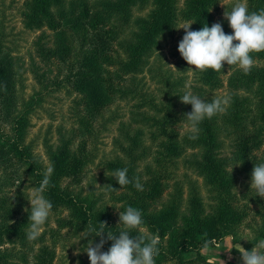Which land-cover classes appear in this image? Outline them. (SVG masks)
Segmentation results:
<instances>
[{"label":"trees","instance_id":"obj_1","mask_svg":"<svg viewBox=\"0 0 264 264\" xmlns=\"http://www.w3.org/2000/svg\"><path fill=\"white\" fill-rule=\"evenodd\" d=\"M177 2L37 0L27 13V26L46 25L56 36L54 43H48L44 33L35 40L41 59L55 68L52 83L67 85L80 93L81 104L75 125L61 138V156L54 159L44 191L58 215V224L51 229V241L37 249L35 241L27 240L29 213L22 212L20 196L13 199L10 194L27 177L39 186L45 178L37 157L24 142L28 113L34 101L24 94L18 69L0 30V264H54L61 228L76 221L86 230L89 225L98 229L100 222H107L105 236L107 231L118 235L122 226L117 225L116 209L125 211L128 206L141 210V230L160 238L156 264H235L230 260L212 263L200 249L251 218L260 220L257 231L264 237V198L254 196L250 188L234 191L228 183L229 167L251 173L260 161L264 131L255 123L243 126L254 113H264V51L252 53L255 65L248 75L226 63L219 73L211 69L197 71L200 83L209 91L223 87L226 82L231 97L225 112L199 124L197 139H189L192 133L186 113L191 111V105L163 103L159 114L151 116L150 135L155 148L151 162L144 166L146 172L138 173L133 161L126 162L115 155L109 161L108 200L81 196L65 183L80 181L87 175L94 121L115 101L127 76L159 45L162 35L174 30L180 18L194 21L191 30L206 25L210 10L216 8L219 0H185L181 8ZM246 2L250 13L264 9V0ZM135 4L151 6L144 17L136 20L138 29L125 47L126 55H121V24L131 16ZM212 99L210 95L205 100ZM222 124L241 126L242 132L231 154L218 157L216 129ZM188 149L192 155H198L194 157L193 172L207 177L214 185L212 202L208 204L202 200L197 178H191L187 171L179 173L177 158ZM153 165L155 168L151 169ZM125 167L133 183L121 187L112 176ZM134 178H139L142 191L135 188ZM185 179L189 182L186 197L182 185ZM137 234V230L131 232L132 236ZM87 239L95 244L100 237ZM111 243L107 241L102 251H107ZM80 264H90L89 258Z\"/></svg>","mask_w":264,"mask_h":264},{"label":"rangeland","instance_id":"obj_2","mask_svg":"<svg viewBox=\"0 0 264 264\" xmlns=\"http://www.w3.org/2000/svg\"><path fill=\"white\" fill-rule=\"evenodd\" d=\"M36 2L37 0H0V30L2 41L15 61L24 94L26 98L34 101L28 113L24 142L32 149L45 174L49 169L52 170L54 159L61 156V138L75 125V115L79 112L81 104L80 93L67 85L52 83L55 68L43 61L38 54L35 44L37 36L44 33L48 43H54L56 36L46 25L30 27L25 24L27 13ZM237 2H244L247 5L246 0H219L216 8L211 10L207 25L211 27L213 23L220 22L226 34L232 33L233 30L223 13L230 11ZM177 3L181 8L185 5V0H178ZM150 6V4L133 5L131 16L121 24V55H126L125 47L138 29L136 20L144 17ZM177 22L174 30L162 35L159 45L143 57L139 68L127 76L115 101L94 121L89 138L91 141L89 171L80 181H65L73 192L85 197L93 196L108 200L109 192L106 185L107 175L111 173L109 161L115 155H120L126 162L133 161L136 171L145 173L144 166L151 162L152 151L155 148V142L150 135L151 116L159 114L158 109L163 103L172 101L180 104L182 103L180 96L185 93L197 95L204 100L210 95L214 98L228 95L229 87L226 82L223 87L209 91L200 83L197 71L189 68L187 62L183 60L178 51V44L185 32L179 27L192 21L180 18ZM252 123L259 124L264 131V113L263 115L254 113L243 127ZM185 124L186 122L183 123ZM241 132V126L222 124L217 127L218 157L231 154L235 148L234 142L241 136ZM196 156L198 155H192L190 149L182 153V156L177 158L179 173L187 171L191 178H197L202 200L204 204H208L212 202L214 185L207 177L193 172V161ZM259 157V164L264 163V146L259 152ZM154 168L153 165L151 169ZM228 170V175L231 176V181L228 183L232 190L240 192L250 188L251 173L239 172L231 167ZM188 184L186 179L182 182L185 187L184 197L187 194ZM39 187L27 177L19 187L10 191L13 199L20 196L23 213H27L25 208L30 211L28 198ZM43 196L50 201L45 192ZM116 210L115 214L119 213L120 209ZM65 212L64 215H67ZM57 217L56 211L51 209L46 223L42 226V235L35 240L34 249L51 241V229L57 227ZM29 226L30 221L26 226L27 230ZM259 226L258 218L244 221L232 233L214 239L212 244L202 247L200 252L212 263L230 260L235 264H242L241 254L238 251L240 246L251 250L254 245L264 241V237L257 231ZM60 231L56 242L54 264H77V262L80 264L82 260L88 261V255L84 251L88 239L81 238V233L87 230L80 222L76 221L70 226L61 228ZM76 241L78 242L75 243ZM77 248L81 249L79 255L74 254ZM229 249L231 251H228Z\"/></svg>","mask_w":264,"mask_h":264},{"label":"clouds","instance_id":"obj_3","mask_svg":"<svg viewBox=\"0 0 264 264\" xmlns=\"http://www.w3.org/2000/svg\"><path fill=\"white\" fill-rule=\"evenodd\" d=\"M223 16L233 30L231 34L224 32L220 22L213 23L211 27L206 24L199 30H191L190 25L194 21L186 23L179 27L184 29L185 34L179 41L178 51L189 68L196 71L205 72L211 69L219 73L226 63L238 67L248 75L255 65L252 53L264 51V9L250 13L246 3L237 2L230 11H224ZM180 100L183 104L191 105V111L186 115L192 133L189 139L193 140L198 138V126L202 121L225 112L231 103V97L228 95L217 96L208 102L197 95L185 93L180 96ZM50 171L49 169L45 173L40 187L28 198L30 211L28 208L24 209L29 212L30 226L27 231L29 242L37 240L42 235V226L52 209L51 202L43 196L49 184ZM127 173L126 167L117 169L112 177L123 187L133 183ZM134 186L137 190H143L139 178H134ZM250 189L254 190V196L264 198V163L254 165ZM142 224L141 210L128 206L125 211H119L117 225L122 227L118 235L107 231L105 236L107 222H100L98 229L89 225L88 230L81 233V238L100 237L99 242L95 244L92 240H88L84 248L90 264H156L155 257L159 255L160 238L158 235L143 232ZM133 230L138 231L136 236L131 235ZM107 241L112 242L111 246L107 251H102ZM238 251L241 254L242 264H264V241L254 245L251 250L240 246ZM80 252L81 249L77 248L74 254L79 255Z\"/></svg>","mask_w":264,"mask_h":264}]
</instances>
